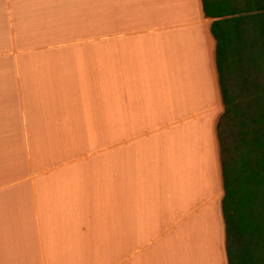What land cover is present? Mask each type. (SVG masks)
I'll list each match as a JSON object with an SVG mask.
<instances>
[{"label": "crops", "instance_id": "obj_1", "mask_svg": "<svg viewBox=\"0 0 264 264\" xmlns=\"http://www.w3.org/2000/svg\"><path fill=\"white\" fill-rule=\"evenodd\" d=\"M211 22L0 0V264H228Z\"/></svg>", "mask_w": 264, "mask_h": 264}, {"label": "trees", "instance_id": "obj_2", "mask_svg": "<svg viewBox=\"0 0 264 264\" xmlns=\"http://www.w3.org/2000/svg\"><path fill=\"white\" fill-rule=\"evenodd\" d=\"M224 111L217 123L228 264H264V0H201Z\"/></svg>", "mask_w": 264, "mask_h": 264}, {"label": "rangeland", "instance_id": "obj_3", "mask_svg": "<svg viewBox=\"0 0 264 264\" xmlns=\"http://www.w3.org/2000/svg\"><path fill=\"white\" fill-rule=\"evenodd\" d=\"M96 30V26H92V32Z\"/></svg>", "mask_w": 264, "mask_h": 264}]
</instances>
